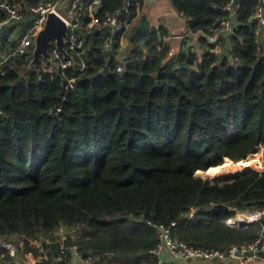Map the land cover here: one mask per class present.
Segmentation results:
<instances>
[{"label": "trees", "instance_id": "1", "mask_svg": "<svg viewBox=\"0 0 264 264\" xmlns=\"http://www.w3.org/2000/svg\"><path fill=\"white\" fill-rule=\"evenodd\" d=\"M38 1L23 3L26 15ZM145 1L129 0V17L138 16ZM169 1L187 18L186 31L207 34L227 16L222 6L229 0ZM239 1L240 26L222 37L230 56L214 64L205 60L203 36L202 61L186 40L174 55L169 42L158 50L169 34L163 24L124 48L117 59L122 71L107 69L115 59L102 51L98 31L84 33L83 72L76 56V65L64 70L45 58L30 67L33 46L4 61L0 240L21 242L33 259L40 254L33 241L47 238L42 246L48 259L38 264H51L61 244L77 245L82 258L98 264H155L154 224L172 222V237L192 247L227 251L252 242L264 216L246 226L228 220L264 209V172L226 180L196 175L226 158L239 161L264 149V46L249 20L257 0ZM126 3L103 0L97 16L103 20ZM118 46L116 40L112 49ZM72 76L74 87L66 89ZM61 224L72 231L62 241L54 234Z\"/></svg>", "mask_w": 264, "mask_h": 264}, {"label": "built area", "instance_id": "2", "mask_svg": "<svg viewBox=\"0 0 264 264\" xmlns=\"http://www.w3.org/2000/svg\"><path fill=\"white\" fill-rule=\"evenodd\" d=\"M23 1V0H22ZM12 2L10 0H3L0 2V9L5 13V16L0 19V40L4 29L8 26L17 29L15 35L11 32V36L15 38L12 45L7 48L5 56L0 60V73H4L1 65L9 58L20 57L26 55L32 46L40 30L44 27L47 15L50 12H55L61 16L67 24V36L64 39L65 49L69 52L70 56H65L55 45L51 42L48 46V51L51 53V60L58 62V68L64 70L71 66L76 65L75 56L79 57L81 62L78 64V71L83 72L86 64L83 60V53L85 52V32L98 31L102 39V51L106 53L111 51L114 55V62L107 66L111 71H122L123 67L118 64L117 59L121 55V50L126 44H129V38L138 24V16L129 17V0L123 9L118 10L113 14H109L100 20L97 16L100 8L102 7L103 0H39L33 5L28 6L29 18L26 11L23 9V2ZM239 0H229L222 6V10L227 12V16L221 18L209 29V33H192L186 31L181 34L182 40H188V36L197 35L203 36L206 41V57L205 60L212 59V64L215 63L214 59H221L223 55L229 54L228 42H222V37H227L236 31L240 23L236 21V13L239 10ZM29 19V23L25 27H20L23 20ZM250 21L254 22V34L258 43L264 46V0H257L252 14L249 17ZM133 31L130 33V31ZM14 32V30H13ZM116 36V37H115ZM118 41L119 46L113 50L112 46L114 41ZM170 41V35H164L161 41L156 44L158 50H162L166 43ZM191 51L197 55L198 61H202L203 49L200 47L191 46ZM261 48L259 47L258 50ZM233 59V58H232ZM76 76L68 78L65 82L66 89H72ZM60 109V108H59ZM195 209H192L188 214L191 217ZM239 214H247L251 217L248 223L260 220L264 216V209L257 211L254 214L246 212H237L234 216ZM233 217V218H234ZM238 223L232 221V223ZM176 222H172L171 226H163L154 224L155 230L159 237V242L152 249V254L156 258L155 264H164L166 255L173 259L180 260H201L207 262H226L234 260L236 264H264V222L257 235V237L250 243L241 247L232 246L227 251L218 249H204L199 247H192L183 241H177L172 237L171 227ZM72 232L67 226L61 224L56 230L55 235L62 241L67 233ZM49 240L42 238L33 241L36 247L39 248L40 254L33 259H28L26 252L23 251L22 243L18 245L7 239L0 240V264H38L42 259H48L47 249L43 248L42 241ZM78 246L71 245L69 247L60 246L59 255L52 261L53 264H70L68 255L71 252H77ZM69 251V252H68ZM69 253V254H68ZM80 255V254H79ZM81 256V255H80ZM68 260V261H67ZM86 264H98L96 259L83 258ZM83 264V263H82Z\"/></svg>", "mask_w": 264, "mask_h": 264}, {"label": "water", "instance_id": "3", "mask_svg": "<svg viewBox=\"0 0 264 264\" xmlns=\"http://www.w3.org/2000/svg\"><path fill=\"white\" fill-rule=\"evenodd\" d=\"M151 2L153 0H147ZM151 32V23L145 13L141 14L139 17L138 24L134 28L129 41L131 44L135 45L139 41L145 40ZM67 36V24L65 20L55 12H50L47 15L44 27L40 30L39 34L35 38L34 46L32 50V59L30 61V67L36 65L41 58L51 60L52 55L48 51V46L51 42H55L56 47L65 56H70L69 52L65 49L64 39ZM124 82L121 81V89L123 88ZM248 171V170H246ZM237 176V175H236ZM235 177V175L223 178V180ZM221 180V179H214ZM250 223L244 222L240 223L239 226H246ZM53 264V263H51Z\"/></svg>", "mask_w": 264, "mask_h": 264}, {"label": "crops", "instance_id": "4", "mask_svg": "<svg viewBox=\"0 0 264 264\" xmlns=\"http://www.w3.org/2000/svg\"><path fill=\"white\" fill-rule=\"evenodd\" d=\"M22 2L26 3V0H23ZM157 2H158V0H153L151 2H148L146 0V3L148 5L149 9L155 7ZM169 7H171V5ZM171 11L176 13L177 15H179L172 7H171ZM27 17L29 18V12L27 14ZM27 17H26V20L20 24V27H25L29 23V19ZM186 21H187V18H186ZM176 22L178 23L180 21L178 20ZM182 28H181V30H183V31L181 33H178V34H174L175 33L173 31L174 28H172V29L169 28V35H170V41H169L170 51H169V55H174V54L178 53L179 50L182 47L183 40L180 37V35L186 32V24H184V26H182ZM13 30H14V32H16L17 29L11 28V31L10 30L7 31V34H6L5 38H2L0 40V55L3 53V51L6 52L7 48L11 45V40L13 38L11 36V32L14 33ZM199 38H200V36H197V35H194V34L190 35V36H188V40L186 41V43L189 46H193V47L197 46V47H200L201 49H203V46L199 42ZM1 59L2 58L0 56V60ZM228 222L232 223L231 218L228 220ZM69 257H70V259H69V263L70 264H82V263L85 264L84 261H83V258L79 254H75L74 252H71ZM165 257H166V260H165L164 264H236V262L234 260H228L226 262H207V261H201V260H187V261H185V260H180V259H173V258H171L170 256H167V255Z\"/></svg>", "mask_w": 264, "mask_h": 264}, {"label": "rangeland", "instance_id": "5", "mask_svg": "<svg viewBox=\"0 0 264 264\" xmlns=\"http://www.w3.org/2000/svg\"><path fill=\"white\" fill-rule=\"evenodd\" d=\"M169 3H170L169 0H158L156 6L149 9V7H148V5H147V3L145 1L143 9L138 14V19L141 16V14L145 13L147 15L148 19L150 20L151 26L163 24V25L167 26L168 30H169V28L170 29L174 28V30H173L175 32L174 34L181 33L183 31V30H181L182 26H184V24H186V22H187L186 21V17L185 16H181V15L179 16L176 13L172 12L171 11V7H169L170 6ZM178 20L180 22L177 23L176 21H178ZM132 31H133V29L130 31V33ZM13 34L20 35V33H16V32H14ZM127 46H128V44H126L124 46V48L127 47ZM124 48L121 50L122 53L124 52L123 51ZM6 52H7V50H6ZM6 52L3 51V53L0 55L1 58H3L5 56ZM169 56H171V55H169ZM248 156L251 157L252 159H259L260 162H261V167L260 168L256 167V168H253V169L248 170V171H254V172H258V173H263L264 172V149L262 147H260L256 151H254L251 154H249ZM228 161H233V160H231L229 158H226L224 160V162H228ZM215 166H218V165H215ZM200 171H201L200 173L197 172V175L199 177L205 178V177L202 176V172L204 170H200ZM244 172H246V171H244ZM236 175H239V174H236ZM227 177L229 178V176H227ZM224 178H226V177H224ZM221 180H223V178ZM231 220H232V218H231ZM232 225H238V223H236V224L233 223Z\"/></svg>", "mask_w": 264, "mask_h": 264}, {"label": "bare ground", "instance_id": "6", "mask_svg": "<svg viewBox=\"0 0 264 264\" xmlns=\"http://www.w3.org/2000/svg\"><path fill=\"white\" fill-rule=\"evenodd\" d=\"M256 167L258 168L261 167L260 160L252 159L251 157L248 156L239 161H228L218 166H210L202 172V176L207 179H211V180L222 179L224 177L236 175V174L242 173L246 170H251ZM197 172L200 173L201 171L197 170L196 175H197ZM250 220H251V217L249 215L239 214L238 216L234 217L232 221L244 223V222H249Z\"/></svg>", "mask_w": 264, "mask_h": 264}]
</instances>
